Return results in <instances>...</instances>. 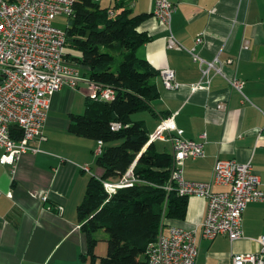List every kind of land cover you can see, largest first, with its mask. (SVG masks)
Wrapping results in <instances>:
<instances>
[{
    "label": "crops",
    "instance_id": "obj_1",
    "mask_svg": "<svg viewBox=\"0 0 264 264\" xmlns=\"http://www.w3.org/2000/svg\"><path fill=\"white\" fill-rule=\"evenodd\" d=\"M154 1L121 0L132 14L143 15L137 28L150 40L137 54L159 72L151 78L159 96L135 120L144 121L150 135L170 116L175 127L167 136L178 129L185 138L200 141L206 134L204 156L184 161L187 180L212 182L218 159H236L252 164L264 187V0H172V32L182 49L168 47L169 31L154 16ZM99 4L116 5L113 0ZM190 50L206 61L218 58L223 74L210 69L204 75L207 64L196 61ZM164 68L175 71L180 84L176 90L165 86L160 74ZM77 69L81 81L52 95L43 129L46 139L32 143L38 150L22 154L13 166L1 162L0 147V264H79L86 253L78 207L90 178L100 177L103 169L98 164L100 140L70 129L73 115L84 114L91 101L85 69ZM231 78L245 81L244 94L231 86ZM199 82L209 87L192 90ZM151 142L158 151L173 154L169 137ZM86 164L89 172L82 168ZM213 189L229 187L213 183ZM206 205V198L189 196L185 219L166 218L162 231L197 227V264H229L235 253L258 249L256 240L264 235V201L247 203L244 236L234 241L226 235L213 240L201 236Z\"/></svg>",
    "mask_w": 264,
    "mask_h": 264
},
{
    "label": "built area",
    "instance_id": "obj_2",
    "mask_svg": "<svg viewBox=\"0 0 264 264\" xmlns=\"http://www.w3.org/2000/svg\"><path fill=\"white\" fill-rule=\"evenodd\" d=\"M100 2V0H95ZM116 4L121 0H113ZM74 0H0V147L4 149L3 164L16 166L22 154L38 149L32 143L46 137L43 129L51 105V98L63 86L75 87L81 81L77 67L66 60L67 34L54 19L73 13ZM153 14L169 31V48L182 49V44L173 35L172 15L176 8L172 0H155ZM113 14V11H111ZM198 41H202L201 38ZM194 59L207 64L204 75L210 69L223 74V65L216 58L206 61L193 50ZM165 86L175 89L180 86L175 71L164 68L160 71ZM89 82V98L111 101L115 90L92 81ZM209 83V81H207ZM234 89L244 94L245 81L229 79ZM199 82L192 90L208 88ZM223 104L219 108H223ZM118 123L113 128H119ZM173 117L164 119L150 135V141L169 137L173 146V166L168 191L177 190L183 196H199L207 199L205 217L200 223L201 236L213 240L226 235L231 241L243 238V213L247 203L264 201L262 181L250 163L236 159H218L215 163L212 182L191 181L184 177L183 164L187 158L204 156V140H190L182 130L166 135L174 129ZM19 137H15V132ZM97 152L101 154L103 142L99 141ZM82 168L89 172V165ZM127 176L116 183L104 181L109 192L131 185L135 179ZM213 183L228 186L225 191H214ZM60 210L63 206L59 207ZM197 227L172 226L168 233L161 229L157 238L147 246V264H197L199 243ZM258 249L247 253H235L229 264H264V235L257 240Z\"/></svg>",
    "mask_w": 264,
    "mask_h": 264
},
{
    "label": "trees",
    "instance_id": "obj_3",
    "mask_svg": "<svg viewBox=\"0 0 264 264\" xmlns=\"http://www.w3.org/2000/svg\"><path fill=\"white\" fill-rule=\"evenodd\" d=\"M74 1L65 27L66 60L83 66L90 81L115 90L111 101L91 99L86 112L73 115L70 125L74 134L103 142L98 155L103 172L90 178L78 207L87 242L81 264H147V246L166 218L185 219L189 198L166 189L173 154L158 151L144 121L133 118L149 111L159 96L151 79L159 72L137 54L150 36L137 28L143 15L132 14L124 3L103 7L95 0ZM114 123L120 127L113 128ZM128 173L135 179L131 185L109 192L103 184L119 182ZM101 230L108 234L105 255L95 249L99 243L95 235Z\"/></svg>",
    "mask_w": 264,
    "mask_h": 264
},
{
    "label": "rangeland",
    "instance_id": "obj_4",
    "mask_svg": "<svg viewBox=\"0 0 264 264\" xmlns=\"http://www.w3.org/2000/svg\"><path fill=\"white\" fill-rule=\"evenodd\" d=\"M54 22L58 27L65 28L67 23V16H57ZM79 67L83 69V66ZM140 114L141 112L133 115V118L137 119ZM95 236L99 238V245L98 248H96L98 250V253H102L100 255H105L107 252L106 239L108 238V234L105 231L101 230ZM79 264H81V262H79Z\"/></svg>",
    "mask_w": 264,
    "mask_h": 264
}]
</instances>
